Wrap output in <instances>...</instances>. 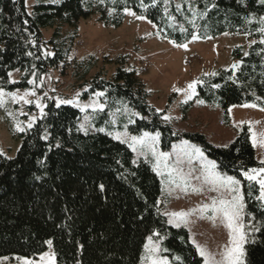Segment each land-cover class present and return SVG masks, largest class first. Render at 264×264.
Segmentation results:
<instances>
[{"label": "trees", "instance_id": "1", "mask_svg": "<svg viewBox=\"0 0 264 264\" xmlns=\"http://www.w3.org/2000/svg\"><path fill=\"white\" fill-rule=\"evenodd\" d=\"M179 1L184 9L191 2L185 10L189 21L171 1L165 10V0H61L36 3L30 13L24 0H0V89L27 87L32 76L65 69L76 33H63V25L75 27L80 19L97 14L103 23L119 26L124 9L130 8L174 43L193 34L205 38L246 33L254 41L246 53L241 47L233 49L240 61L237 69L204 77L196 92L205 103L224 110L246 103L264 108V25L252 18L264 13V3ZM178 22L184 23L181 29ZM43 28H53L48 39L42 36ZM15 68L21 77L12 83L8 73ZM88 84L83 96L104 92L98 123L122 101L137 113L131 132L158 131L163 148L179 137L147 103L142 81L122 63L109 79L96 75ZM79 117L77 108L50 100L44 115L21 134L15 156L0 153V257L35 256L51 241L54 261L49 264H138L146 236L154 235L161 254L173 264H202L187 229L169 224L161 213L160 182L150 165L144 160L133 163L131 150L106 133L81 131ZM183 136L241 181L245 216L256 227L244 244L243 264H264V203L258 199V184L243 177L257 165L248 128L223 147L211 145L200 133Z\"/></svg>", "mask_w": 264, "mask_h": 264}, {"label": "rangeland", "instance_id": "2", "mask_svg": "<svg viewBox=\"0 0 264 264\" xmlns=\"http://www.w3.org/2000/svg\"><path fill=\"white\" fill-rule=\"evenodd\" d=\"M59 1L61 0H24V6L30 13L31 7L36 3ZM169 1L173 2L184 19L191 18L185 11L192 7L191 2L187 3L189 7L184 9L179 0H165V10ZM259 1L264 3V0ZM252 18L264 25V13ZM178 23L182 25L181 29L184 23ZM61 30L65 34L76 33L65 69L52 68L38 79L32 76L30 81L33 83H29L27 87L0 89L3 93L0 95V153L7 158L15 156L22 142L21 134L30 128L29 124L32 126L44 115L45 107L50 100L56 104L61 101H72L66 104L80 111L78 128L83 132L106 133L131 150L133 163L139 160L146 161L159 179L161 192L158 203L167 222L169 223L171 219L173 223L169 224L186 228L189 240L196 250L199 246L206 251L211 258L210 264L212 261H221V253L229 246V229L225 226L222 214L214 213L211 207L204 209V206H211L213 199H231V195L226 188L206 184L202 170L208 161H212L216 165L215 169H212L214 173L239 179L220 170L214 159L204 152L200 144L183 134L200 133L211 145L223 147L232 142L246 126L257 161V165L247 171L256 169L257 180L264 176V173H259V169L264 168L262 163L264 108L256 105L245 107L244 105H254L246 103L231 105L224 110L216 104L205 103L196 92L198 84L204 77L213 76L222 69L236 70L240 61L233 56V49L241 47L246 53L254 39H249L246 33L225 32L205 38L193 34L182 43H174L162 37L153 23L137 15L130 8L124 9V19L119 26L105 24L98 20L97 14H92L88 18L80 19L75 27L63 25ZM52 31L53 28H43V38L48 39ZM120 63L124 68L132 70L142 81L148 93L147 103L161 112L162 119L179 135L167 148L161 147L159 135L156 151L168 153L167 160H158L153 155L150 142L136 144L135 150L129 146L133 143L131 139L133 136L142 137L145 132L150 135L159 132L149 130L131 132L129 125L133 123L137 113L127 103L120 101L114 108L108 110V119L98 123L105 104L102 101L103 95L98 96L97 93L104 94V92L95 90L88 96H83L90 88L88 82L91 78L100 75L109 79ZM234 65L236 67H233ZM9 73L10 82L19 81L21 77L19 69H12ZM194 82L195 89L192 94L193 90L189 89L188 85ZM26 93L29 94L25 95ZM38 104L40 107H37ZM97 104H102L103 109L97 108L95 106ZM184 141L187 142L186 145L182 144ZM192 146L198 147L203 152L202 158L191 152ZM169 169L176 171L169 175ZM243 177L247 179L244 175ZM253 181L257 183L256 180ZM239 187L242 195L241 181ZM178 212L190 213V215L184 218L169 215ZM240 223L244 226L246 239L255 232V223L245 216V210L241 215ZM48 242L46 249L40 254L31 257L1 256L0 264L52 263L54 252L52 243L49 245ZM146 244L149 245L148 249H145ZM157 245L160 248V240L154 235H147L138 264H152L154 259H166L167 264H173L166 255L161 254V251L156 253L151 251ZM197 253L202 259V264H205L198 250Z\"/></svg>", "mask_w": 264, "mask_h": 264}, {"label": "snow or ice", "instance_id": "3", "mask_svg": "<svg viewBox=\"0 0 264 264\" xmlns=\"http://www.w3.org/2000/svg\"><path fill=\"white\" fill-rule=\"evenodd\" d=\"M261 31H264V29H261ZM261 43H264V40L261 41ZM183 46V45H181ZM49 55H51L49 53ZM233 67H236L235 65ZM11 75V73H9ZM29 83H33L32 81H29ZM214 87H218V85H214ZM189 89L193 90L195 89V82L193 84L188 85ZM174 91H179L177 89H174ZM3 93L0 92V95ZM29 93H26L25 95H28ZM34 95V93H31ZM79 95V93H77ZM97 95H103V93H97ZM190 98V97H189ZM27 103V101H25ZM61 103H72V101H61ZM200 103H203V101H200ZM99 109H103L102 104L95 105ZM245 107H255V105H244ZM37 107H40L38 104ZM83 110V109H82ZM42 111V109H41ZM167 119V117H165ZM29 127H31V124H29ZM159 133H156L155 135H150L149 133L145 132L142 137H136L133 136L132 144H130V147H133V150H135L136 144H145L150 142L151 144V151L154 156L157 157L158 160L163 159L167 160L168 153L160 152L157 153L156 151V144L159 140ZM182 144H187L186 141L182 142ZM255 144V140H254ZM264 146V145H262ZM175 148V146H173ZM184 151V149H182ZM191 152L194 153L198 157H203V152L195 146L191 147ZM191 159V157H190ZM264 163V161H262ZM165 167L167 168V164H165ZM216 165L212 161H208L207 164L203 168V175H204V182L206 184H213L216 185L218 188H226L227 191L231 195V199H213L211 206L205 205L204 209L211 207L212 211L214 213H220L222 214L223 220L225 222V226L229 229V246L225 247L224 251L221 253V261L215 262L212 261V264H243L242 257L244 255L243 251V245L246 242V234L243 231V224L240 223L241 215L244 210V201L243 196L240 193V181L231 177V176H220L218 173H214L212 169H215ZM173 171H176V169H169V175L172 174ZM259 173H264V168L259 169ZM158 174H160L158 172ZM243 175L249 180L253 181L256 180L260 187V196L258 197L259 200L264 201V176H261L257 180V170L251 169L249 171H246L243 173ZM199 178V177H197ZM194 191H199L200 189H193ZM216 190V189H213ZM203 210V209H202ZM171 217L176 218H184L187 215H190V213H184V212H178V213H170ZM215 217H213L214 219ZM169 223H173V220H169ZM149 241H151V237H149ZM49 245H51V241L48 242ZM149 245H145V249H148ZM161 249L159 246H154L151 251L153 253L159 252ZM197 250L199 254L204 258L205 264H210L211 258L208 256L206 251L199 246H197ZM47 255V254H45ZM152 264H167L166 259H154Z\"/></svg>", "mask_w": 264, "mask_h": 264}]
</instances>
